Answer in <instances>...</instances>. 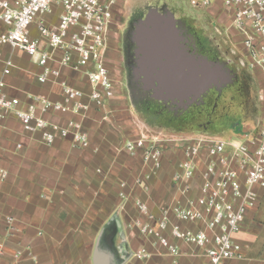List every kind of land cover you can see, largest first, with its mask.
<instances>
[{"label":"built area","instance_id":"built-area-1","mask_svg":"<svg viewBox=\"0 0 264 264\" xmlns=\"http://www.w3.org/2000/svg\"><path fill=\"white\" fill-rule=\"evenodd\" d=\"M123 1L0 0V45L28 55L40 70L38 82L55 83L62 93L61 101L30 96L28 106L21 108L6 92L4 77L14 67L12 60L7 61L0 79V126L14 114L25 133L39 135L47 146L58 139H72L80 148L89 146V136L78 121L61 125L49 120L48 115L82 116L93 107L103 113L110 107L116 84L109 68V41ZM190 4L221 11L227 30L241 39L244 65L264 76V0H190ZM63 68L83 73L89 91L62 79ZM125 149L133 156L143 155L151 175L162 167L166 151L175 150L180 158L172 176L178 200L167 205L160 216L145 204L138 205L147 219L137 221L142 235L175 256L179 247L173 240L202 249L209 264L244 259V245L237 236L248 211L257 206L264 193V117L246 137L169 139L143 135L127 141ZM6 177L7 173L0 171V181ZM3 253L0 242V258ZM137 257L145 258L146 251L138 252Z\"/></svg>","mask_w":264,"mask_h":264},{"label":"crops","instance_id":"crops-1","mask_svg":"<svg viewBox=\"0 0 264 264\" xmlns=\"http://www.w3.org/2000/svg\"><path fill=\"white\" fill-rule=\"evenodd\" d=\"M206 11L215 13L216 8ZM216 13L225 21L221 11ZM9 60L14 67L4 77L6 92L21 108L28 106L30 96L62 100L60 87L41 85L40 70L28 55L7 45H0V79ZM62 72V79L89 91L83 73L69 68ZM94 109L83 119L91 140L88 149L75 147L72 139L47 146L39 135L25 133L15 115L0 126V171L7 173L0 181V242L4 245L0 264H96L99 254L109 264H209L202 249L173 240L179 254L172 255L137 226V221H147L138 209L140 203L160 216L178 200L172 176L180 158L163 157L161 180L157 172L150 180H138L143 169L140 160L121 150V135L107 130L102 112ZM71 118V114L48 115L61 124ZM92 124L97 125L95 130ZM260 204L248 211L237 236L244 245V259L228 264H264V246L256 231ZM142 250L146 257L141 259L137 253Z\"/></svg>","mask_w":264,"mask_h":264},{"label":"rangeland","instance_id":"rangeland-1","mask_svg":"<svg viewBox=\"0 0 264 264\" xmlns=\"http://www.w3.org/2000/svg\"><path fill=\"white\" fill-rule=\"evenodd\" d=\"M117 12L119 27L108 56L117 99L106 112L93 111L100 113L107 130L121 135L123 152L128 153L127 141L143 135L226 139L249 136L258 128L264 117V76L244 65L241 39L227 30L217 9L212 13L196 8L190 0H124ZM150 13L170 19L180 38L189 43L188 49L182 48L187 69L180 81L165 78L163 62L147 59L136 42L138 27ZM88 113L71 114L74 118L66 123L78 121L89 136L83 122ZM89 126L95 130L97 125ZM90 144L80 148L73 143L79 149H88ZM166 155L176 161L179 158L175 150L166 151ZM131 156L139 159L143 168L138 180H150L147 176L152 171L144 156ZM160 171L161 167L157 171L161 180ZM260 201L256 231L264 246V194Z\"/></svg>","mask_w":264,"mask_h":264},{"label":"bare ground","instance_id":"bare-ground-1","mask_svg":"<svg viewBox=\"0 0 264 264\" xmlns=\"http://www.w3.org/2000/svg\"><path fill=\"white\" fill-rule=\"evenodd\" d=\"M143 27L145 29L150 28L146 35L142 33ZM167 30V24L164 21H155V14L150 13L139 25L135 37L136 42L142 45L147 59L159 63L163 62L161 65L163 66L162 73L165 78L173 82L180 81L187 69L185 60L179 52V48H186L185 39H181L180 35H178L180 39L176 35H170ZM185 80L188 81L187 78Z\"/></svg>","mask_w":264,"mask_h":264},{"label":"water","instance_id":"water-1","mask_svg":"<svg viewBox=\"0 0 264 264\" xmlns=\"http://www.w3.org/2000/svg\"><path fill=\"white\" fill-rule=\"evenodd\" d=\"M155 14V13H154ZM157 20H160L161 22H165L166 24H167V28H168V30H167V33H169L170 35L171 34H173V35H176V36H178V34H177V31H176V28H175V26H174V23L170 20V19H167V18H159L158 17V14H155V21H157ZM138 29H139V27H138ZM150 28H148V29H145L144 27H143V29H142V33H144V35H146L148 32V30H149ZM138 31V30H137ZM177 38H179V36L177 37ZM180 39V38H179ZM140 44V43H139ZM179 52L182 54V56H183V58H184V56H185V53L184 52H182V49L180 50V48H179ZM185 60V59H184ZM96 264H109L108 263V259L107 258H105V257H103V256H101L100 254L99 255H97V257H96V262H95Z\"/></svg>","mask_w":264,"mask_h":264},{"label":"flooded vegetation","instance_id":"flooded-vegetation-1","mask_svg":"<svg viewBox=\"0 0 264 264\" xmlns=\"http://www.w3.org/2000/svg\"><path fill=\"white\" fill-rule=\"evenodd\" d=\"M116 20H117V25H116L115 28L113 29V31H112V36H111V39H110V41H109V56L111 55V51H112V49H114V48L112 47V44H114V41H113V35L115 34V31H116V30L118 29V27H119V24H118V12H117V14H116ZM184 44H185L186 48L188 49V48H189V43L185 40ZM113 52H114V50H113ZM109 62H111V61H109Z\"/></svg>","mask_w":264,"mask_h":264},{"label":"trees","instance_id":"trees-1","mask_svg":"<svg viewBox=\"0 0 264 264\" xmlns=\"http://www.w3.org/2000/svg\"><path fill=\"white\" fill-rule=\"evenodd\" d=\"M264 194V193H263Z\"/></svg>","mask_w":264,"mask_h":264}]
</instances>
